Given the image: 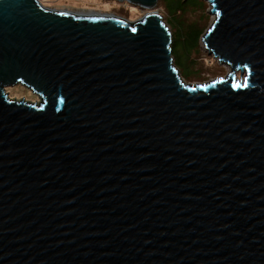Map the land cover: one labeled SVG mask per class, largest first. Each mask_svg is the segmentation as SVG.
<instances>
[{"label":"water","instance_id":"1","mask_svg":"<svg viewBox=\"0 0 264 264\" xmlns=\"http://www.w3.org/2000/svg\"><path fill=\"white\" fill-rule=\"evenodd\" d=\"M109 1L147 13L0 0V264H264V0H209L194 86L159 0Z\"/></svg>","mask_w":264,"mask_h":264},{"label":"rangeland","instance_id":"2","mask_svg":"<svg viewBox=\"0 0 264 264\" xmlns=\"http://www.w3.org/2000/svg\"><path fill=\"white\" fill-rule=\"evenodd\" d=\"M40 2L47 8L57 11H69L75 14L88 15V14H113L115 16L124 18L130 22H138L142 19L147 10L140 7L131 5L129 3H120L117 1L109 0H40ZM209 0H192L191 3L196 4L190 6V10L183 15L185 26L193 23L196 31H204L201 41L195 43V49L192 50L191 58L194 62V68L187 75L186 83L191 85H204L219 79L227 78L232 74V67L221 64L214 56L208 53V50L204 44V37L207 31L214 24L216 18L211 14L212 7L208 4ZM157 12L163 17L164 22L168 26L166 20V11L164 8L163 0H159L156 8ZM169 27V26H168ZM170 28V27H169ZM181 56L183 55L182 45L179 47ZM185 56L183 57L182 63L186 65ZM191 61V60H190ZM183 73L185 67L182 66ZM193 72V73H192ZM181 74V72H180ZM238 81L242 80V74L236 73ZM11 99L23 100L31 103H38L39 98L32 94L28 89L21 86L10 88L7 90Z\"/></svg>","mask_w":264,"mask_h":264},{"label":"trees","instance_id":"3","mask_svg":"<svg viewBox=\"0 0 264 264\" xmlns=\"http://www.w3.org/2000/svg\"><path fill=\"white\" fill-rule=\"evenodd\" d=\"M163 2L166 11V20L173 34L172 50L175 64L187 82V80L191 79V77L187 78V75L192 71V67L194 68L193 64L195 62L191 58V54L193 53L191 51L195 49V43L201 41L204 31H196L193 23L185 26L183 15L190 10V6H195L196 4L191 3L192 0H163ZM181 45L183 51L182 56L179 49ZM184 56L186 65L182 63ZM182 66L185 67L184 73Z\"/></svg>","mask_w":264,"mask_h":264},{"label":"snow or ice","instance_id":"4","mask_svg":"<svg viewBox=\"0 0 264 264\" xmlns=\"http://www.w3.org/2000/svg\"><path fill=\"white\" fill-rule=\"evenodd\" d=\"M235 86H236V87H241V86H243V87H248L249 85H248V80H247V78L243 81V84H242V85H241L240 83H237Z\"/></svg>","mask_w":264,"mask_h":264},{"label":"bare ground","instance_id":"5","mask_svg":"<svg viewBox=\"0 0 264 264\" xmlns=\"http://www.w3.org/2000/svg\"><path fill=\"white\" fill-rule=\"evenodd\" d=\"M88 15H90V16H91V15H97V14H94V13H92V14H88Z\"/></svg>","mask_w":264,"mask_h":264}]
</instances>
